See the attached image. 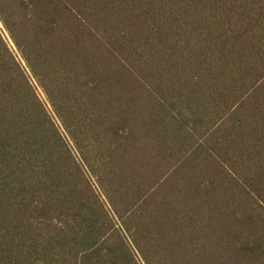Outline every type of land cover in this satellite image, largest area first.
<instances>
[{"label":"trees","instance_id":"obj_1","mask_svg":"<svg viewBox=\"0 0 264 264\" xmlns=\"http://www.w3.org/2000/svg\"><path fill=\"white\" fill-rule=\"evenodd\" d=\"M0 264H264V0H0Z\"/></svg>","mask_w":264,"mask_h":264}]
</instances>
